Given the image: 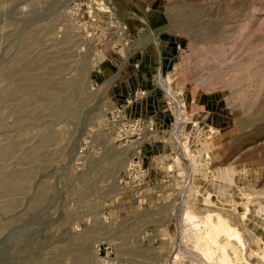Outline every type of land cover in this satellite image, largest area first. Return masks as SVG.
Segmentation results:
<instances>
[{
	"label": "rangeland",
	"instance_id": "374dc122",
	"mask_svg": "<svg viewBox=\"0 0 264 264\" xmlns=\"http://www.w3.org/2000/svg\"><path fill=\"white\" fill-rule=\"evenodd\" d=\"M0 264H264V0H0Z\"/></svg>",
	"mask_w": 264,
	"mask_h": 264
}]
</instances>
